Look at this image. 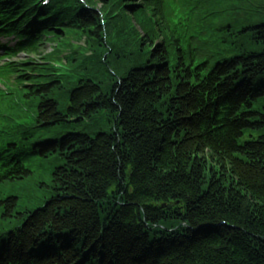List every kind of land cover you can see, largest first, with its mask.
<instances>
[{
  "label": "trees",
  "instance_id": "1",
  "mask_svg": "<svg viewBox=\"0 0 264 264\" xmlns=\"http://www.w3.org/2000/svg\"><path fill=\"white\" fill-rule=\"evenodd\" d=\"M32 2L0 0L33 49L0 71V264H264V0H178L187 37L172 0Z\"/></svg>",
  "mask_w": 264,
  "mask_h": 264
},
{
  "label": "rangeland",
  "instance_id": "2",
  "mask_svg": "<svg viewBox=\"0 0 264 264\" xmlns=\"http://www.w3.org/2000/svg\"><path fill=\"white\" fill-rule=\"evenodd\" d=\"M57 45H55V43H48V42H45L42 44L41 46V52L43 53V55H47V54H50L53 52V49L56 47ZM35 55L32 57L34 58ZM28 59V56H26L25 54L24 55H20L17 59H15L16 61H25ZM222 59V57L220 58ZM245 138H247V136H245Z\"/></svg>",
  "mask_w": 264,
  "mask_h": 264
}]
</instances>
